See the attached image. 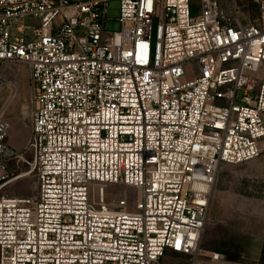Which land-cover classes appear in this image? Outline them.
Instances as JSON below:
<instances>
[{
	"label": "built area",
	"instance_id": "2783aa9c",
	"mask_svg": "<svg viewBox=\"0 0 264 264\" xmlns=\"http://www.w3.org/2000/svg\"><path fill=\"white\" fill-rule=\"evenodd\" d=\"M110 1L0 0V63L27 69L31 129L13 149L0 110V192L37 181L0 196V264L226 259L202 241L220 168L263 151L264 0L255 21L237 0L196 15L192 0H119L107 31Z\"/></svg>",
	"mask_w": 264,
	"mask_h": 264
},
{
	"label": "rangeland",
	"instance_id": "374dc122",
	"mask_svg": "<svg viewBox=\"0 0 264 264\" xmlns=\"http://www.w3.org/2000/svg\"><path fill=\"white\" fill-rule=\"evenodd\" d=\"M244 18L255 21L260 16L256 0H237ZM225 13L230 12L231 0H220ZM192 15L201 11L200 0H192ZM120 1L111 0L107 11L105 29L120 28L117 20ZM6 76V77H4ZM0 110L4 108V118L10 125L6 142L15 150L22 149L30 136V125L21 119V106L28 95L27 69L15 62L0 63ZM11 81V82H9ZM12 175L25 170L24 165L12 166ZM37 190L34 176L16 180L0 192V196L28 197ZM108 196H120L127 192L131 202L137 198L133 186L108 184ZM123 194V193H122ZM202 246L210 251L226 255L224 261L201 258L198 264H262L264 247V143L260 157L242 164L223 165L217 177ZM182 256V255H181ZM180 256V257H181ZM178 256L164 257L160 264H171ZM259 260V261H258ZM172 264H186L175 261Z\"/></svg>",
	"mask_w": 264,
	"mask_h": 264
},
{
	"label": "crops",
	"instance_id": "0c3cea01",
	"mask_svg": "<svg viewBox=\"0 0 264 264\" xmlns=\"http://www.w3.org/2000/svg\"><path fill=\"white\" fill-rule=\"evenodd\" d=\"M263 249H264V247H263ZM263 249H262V250H263ZM216 252H218V251H216ZM260 256H261V257L259 258V260H261V259H262V253H261V255H260ZM259 260H258V261H259ZM262 264H264V262H262Z\"/></svg>",
	"mask_w": 264,
	"mask_h": 264
},
{
	"label": "bare ground",
	"instance_id": "6f19581e",
	"mask_svg": "<svg viewBox=\"0 0 264 264\" xmlns=\"http://www.w3.org/2000/svg\"><path fill=\"white\" fill-rule=\"evenodd\" d=\"M4 77H6V76H4ZM4 77H2V78H1V80H0V84H1V82H2V79H3ZM9 82H11V81H9Z\"/></svg>",
	"mask_w": 264,
	"mask_h": 264
},
{
	"label": "trees",
	"instance_id": "16d2710c",
	"mask_svg": "<svg viewBox=\"0 0 264 264\" xmlns=\"http://www.w3.org/2000/svg\"><path fill=\"white\" fill-rule=\"evenodd\" d=\"M171 253V252H170ZM262 257L264 258V249H263V254H262Z\"/></svg>",
	"mask_w": 264,
	"mask_h": 264
}]
</instances>
